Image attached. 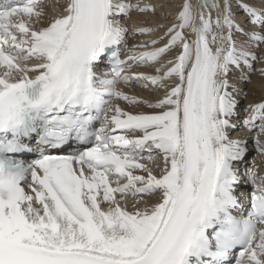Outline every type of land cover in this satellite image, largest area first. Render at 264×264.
I'll use <instances>...</instances> for the list:
<instances>
[{
  "label": "snow or ice",
  "instance_id": "snow-or-ice-1",
  "mask_svg": "<svg viewBox=\"0 0 264 264\" xmlns=\"http://www.w3.org/2000/svg\"><path fill=\"white\" fill-rule=\"evenodd\" d=\"M258 2L0 3V264H264V175L232 136L264 133V101L241 119L230 81L264 61Z\"/></svg>",
  "mask_w": 264,
  "mask_h": 264
},
{
  "label": "bare ground",
  "instance_id": "bare-ground-1",
  "mask_svg": "<svg viewBox=\"0 0 264 264\" xmlns=\"http://www.w3.org/2000/svg\"><path fill=\"white\" fill-rule=\"evenodd\" d=\"M132 3H136L137 0H131ZM143 3H160V0H142ZM233 2H236V0H233ZM182 3V0H173V6L168 9L170 12L174 13L177 9V6ZM193 3L195 4L196 3V0H193ZM248 3H255L257 6H259V2L258 0H248ZM213 15V19H215V16H216V13L213 12L212 13ZM244 17V15L242 14H238L237 13V19L240 20ZM173 22L172 18L170 17L169 19L167 20H164L163 18H161L160 16H157V15H153L151 13H147V14H140V13H136V12H133L131 14V19L128 21V25L129 27H135V26H144V27H148V26H156L157 24H160V23H164V24H171ZM163 34V30H160V32L156 33L155 35H162ZM149 37H152L154 38L153 34H149V35H145V36H135V37H132L130 36L129 37V44H138L140 42H143V41H146V40H149L150 38ZM128 55V53H124V58ZM142 68V67H141ZM135 71H151L150 69H140V67L138 68H135L134 69ZM235 70V69H233ZM233 72V76H235L236 78H239V82H237L239 86V88H241L242 86L243 87H246L245 84H242V74L241 76L237 73V72ZM247 73V72H246ZM244 76V75H243ZM235 83V82H234ZM236 84V83H235ZM242 84V85H241ZM139 86V85H138ZM259 86L261 87V92L264 94V83L260 80L259 82ZM259 88V87H258ZM126 91H128V93L130 95H135V93L137 94V96H141L139 95L137 92L139 91H133L132 88H126L125 89ZM147 91V90H146ZM144 95H147L149 96V99H154L156 96H153L152 94L150 95L149 92H145ZM144 97V96H143ZM261 101H264V98L263 97H256V96H253L248 102H246V104L242 105L240 104V108H239V113L241 114V109L244 110V108L249 105V104H255V103H260ZM123 106V102L121 101L120 102ZM128 109L129 110H132V106H128ZM138 110H143V111H149L147 110L146 108H143L141 107L140 109ZM245 113V112H244ZM247 116V113H245V116L243 118H245ZM241 118V119H243ZM258 124L260 122H257ZM242 130V131H241ZM256 135H259V138L264 141V133H259L258 132V128L256 130H254V132H248V130L246 131L245 129L241 128L240 130H238V132L233 136V138H237V137H240V138H244V139H247L248 140V145L254 147L255 149V146L253 144V138L256 136ZM256 150V149H255ZM257 151V150H256ZM258 152V151H257ZM251 160L249 161L248 159V163H252V164H255L256 166V170H257V174L258 175H264V156H261L260 154L258 155L255 154L253 157L250 158Z\"/></svg>",
  "mask_w": 264,
  "mask_h": 264
},
{
  "label": "rangeland",
  "instance_id": "rangeland-1",
  "mask_svg": "<svg viewBox=\"0 0 264 264\" xmlns=\"http://www.w3.org/2000/svg\"><path fill=\"white\" fill-rule=\"evenodd\" d=\"M245 2H248V0H245ZM235 3L236 2H233V4L235 5ZM238 14H243L244 15V13L243 12H238ZM157 16H160L159 15V13H157L156 14ZM249 27H251L250 25H249ZM150 39L152 38V37H149ZM236 39H237V42L238 43H240L241 41H244V40H246V37H243V36H238V37H236ZM157 46H162V45H157ZM261 47H264V45H262ZM175 55V52H170V53H168L167 54V56H165L164 57V59L165 60H167L168 58H170V57H172V56H174ZM262 67H264V61H261V62H257V63H255L254 64V67H253V70H251V71H249V70H247V69H245V70H243V71H239V70H233L234 72H237L240 76H241V74H242V76L243 75H250L251 76V82L250 83H247V84H245L244 82H243V80H241L242 81V84H245L246 85V87H241V88H243L244 89V91L247 93V95L246 96H242V97H240L239 99H240V101H241V103L240 104H242V105H244V104H246V102H248L253 96H256V97H263L264 98V94L261 92V87L259 86V82H260V80L264 83V76H261V74H260V69L262 68ZM142 68H144V69H147V68H145V67H142ZM141 67H140V69H142ZM247 72V73H246ZM241 76V77H242ZM239 78H236L235 76H233V72L231 73V76H230V81L232 82V83H236V85L237 86H239L240 87V83L238 84L237 82H239V80H238ZM234 83V84H235ZM241 84V85H242ZM123 87V86H122ZM259 87V88H258ZM132 90L133 91H139V92H137L139 95H141L140 97H145V98H149V96H147V95H144L145 94V92H148V91H146L145 89H142V88H140V86H138V85H136L135 87H132ZM135 95H137L136 93H135ZM153 96H159V95H162V92L161 93H153L152 94ZM148 110V109H147ZM241 114H240V117L241 118H243L244 116H245V113H244V110H242L241 109ZM240 130V129H239ZM242 131V130H241ZM238 131H236V132H233L232 133V135H234V134H236ZM248 152H249V155H248V157H247V160L249 159V161L251 160L250 158L251 157H253L255 154H257L258 152L254 149V147H252V146H250V145H248ZM260 153H258V155H259ZM261 155V154H260ZM252 163H250V165H251Z\"/></svg>",
  "mask_w": 264,
  "mask_h": 264
}]
</instances>
